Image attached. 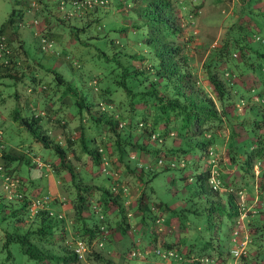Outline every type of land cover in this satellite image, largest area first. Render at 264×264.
<instances>
[{"label":"rangeland","instance_id":"1","mask_svg":"<svg viewBox=\"0 0 264 264\" xmlns=\"http://www.w3.org/2000/svg\"><path fill=\"white\" fill-rule=\"evenodd\" d=\"M171 1L174 18L180 30L176 38L177 41L184 42L183 46H185L188 55V63L193 72V78L196 79L195 83L214 97L212 88L205 76L204 62L213 54L214 50L221 47L225 39L232 43L231 35L241 33L234 30V26L245 30L250 27L256 29L252 18L255 14H257V17L259 14L264 16V0ZM13 5L26 7L27 10L24 12L22 19L16 21L17 24H13L12 29L5 27L1 32L6 39V43L11 46L13 51L11 55L14 60L9 65L12 69L10 72L16 73L15 75L21 72V76L17 78L8 76L0 78V113L5 115L0 127L3 134L2 139H5L7 148L15 145L19 153V158L11 160L6 167L11 170L13 175L28 178V162L31 163L29 160L33 158L36 162L35 166L38 164L44 165L46 172H50L51 176L55 178L58 191L56 193L49 192L47 200L52 199L54 196L61 199V194L66 195V190L61 183L67 180L68 174L66 171L59 169L58 173L60 175L58 174L59 178H57L55 171L51 169L55 156L52 148L43 146L40 141H36L32 133L24 126H14L8 115L13 108L22 114L28 112L29 108L26 103L32 102L31 106L35 110H40L45 106L48 115L43 116L42 124L48 127L49 134L62 143L66 140V133L73 137L66 156L67 162L73 165V168L77 169L78 172L79 170L88 172L87 175L85 174L86 176L82 175V171L80 173L82 177H86L87 181L92 183L101 182L106 186L111 184L112 191H120L123 194L122 203L127 213V220L129 224L133 223L135 225L138 217L135 201L141 189L139 176L135 175L137 170L139 171V165H136L133 171L115 164L110 166V159L114 155L111 153V146L105 144L99 145L103 148L104 155H109L105 157V162L111 168L103 169L92 164L89 156L79 150L78 135L80 128L79 118L73 115L77 110L76 105L72 103L74 97L67 94L62 96L59 101L58 90H62L67 83L76 86L78 95L82 94L87 100L90 99L94 102L95 114L102 112L108 115L110 105L113 102H118L120 108L116 106V113L121 118L118 120V124L126 125V116L122 112L123 105L121 104L122 101H125L124 94L116 90L110 98L112 100L102 99L100 100L102 102H98L95 92L99 91L97 77L100 78L98 84L102 85L108 76L114 74L111 68L116 64L115 59L118 60L119 55L118 52L114 53V51L123 49L132 53L145 54V46L141 42L143 26L137 20L138 26L133 28L131 25V22L136 19V8L129 0H20L19 3L14 0H0V25ZM57 18L62 19L59 25ZM69 25L84 26L83 30L79 31L80 39H78V43L74 41L73 34L68 32L67 26ZM258 27L259 29L255 30L253 35L254 38L264 36V22ZM40 33L44 36L40 37ZM19 38L22 39L21 43L23 44L21 45L24 52L21 46L17 44ZM83 40H85V44L81 45L80 42L84 43ZM109 41H112V43H109ZM254 42L256 43L258 40ZM97 48L103 49L108 58L105 59L98 55ZM231 55L234 56L232 63L240 59L237 50L231 51ZM250 60L258 62V65L256 64L254 68L245 65L243 62L238 65L239 70H243L241 76L243 77L244 88L240 90L242 94H249L252 82L254 83L255 79L262 77L260 71V66L263 65L262 60L255 57H250ZM133 62L139 66L147 63L145 58L140 62L134 59ZM223 65V62L219 63L220 68ZM231 66L228 67L235 72L232 64ZM52 70L62 76V83L57 85L58 90L55 88L57 82L53 78ZM32 75L40 82L39 84H33L34 88L29 83ZM238 78V73L235 72L232 81L242 86L240 78ZM91 79L95 80L96 83L92 84ZM14 91L17 92V99L13 97L12 93ZM235 97L236 95L232 96V102L227 104L222 112L219 111L221 110L219 103L217 101L215 103L220 122L218 125L214 124L210 132L218 137L220 142L214 143V146L212 145L214 148L209 147L210 154L206 158L203 155L193 158L196 155L198 156L199 153L194 145L195 139L193 138H187V142H181V145L186 146L188 149L183 155L179 156L177 161L173 160L172 162L170 158L165 157L162 162L163 165H154L156 164L154 155L152 156L149 151L146 153V151L141 150L140 155L138 153L134 155L140 156L139 161L147 162L149 165L156 167V173L147 183L146 189H148L147 198L149 202L151 204L158 202L160 203L159 206L153 209L154 212L150 216L147 213L145 214L143 218L145 223L142 224L141 228L139 225L138 228L133 229L132 237L124 233L121 236L118 235L116 224L118 217L111 208L105 209V214L111 219V223L107 224V231L111 233L112 240H103L102 246L94 243L87 244L84 254L78 257V264H105L86 256V253L90 251V247L105 256H110L116 264H210L204 261L199 262L197 259L199 257H211L216 261L219 254L222 256L221 259L224 264H232L230 221L224 213H221L219 218L216 216L212 219L214 223L211 227L206 218L207 211L212 208V205L205 199V193H203V196L199 194V185L195 181V173L202 167L204 161L208 162L207 160L210 157L219 164L218 168L220 170L226 171L223 173L222 178L228 184L227 187H235L236 185L240 187V190L237 191L233 187L230 190L233 193V198L242 202L246 207L243 218L241 219L238 216L237 219L243 225L247 224L246 227L253 226L256 228V232L250 233L251 241L248 243L246 229L243 226L239 227L240 235L243 233V248L247 252L249 250L255 251V256H252L251 259L247 255L248 258L245 262L255 261L256 264H264V216H260L264 211V197L257 195L259 190L263 189L260 175L257 174V167L260 169L263 165L264 172V148L261 158L255 159L258 165L256 166L254 162L252 164L253 177H241L238 160L240 155L255 146L254 141L253 143L251 141L257 139V131L264 133V124L258 128L250 122L243 124L241 129L238 126V120L241 118V113L248 102H245L244 98L235 100ZM57 106L61 109L57 112L53 111V108ZM252 112L254 111L252 110ZM81 114L85 133L88 134V131L91 134L97 133L94 130V123L88 119L85 109L81 110ZM254 115L256 118L260 117L259 113ZM56 117L65 118L63 122H60L55 120ZM132 118L133 120L138 119L137 112L132 115ZM159 128L157 126L155 130L159 131ZM231 129L232 134L234 133L233 137L239 139L230 140L226 146V141L232 135ZM98 130H102L101 135L104 134L103 136L107 137L109 132L107 129L105 130L103 124H100V127L98 126ZM132 131L134 134L131 136V140L138 139L140 136L138 131ZM143 136L144 138L140 140L146 142L148 147H160V141H164L163 144L168 147H175L180 143L179 139L176 138L166 140L164 135H159L158 138H152L150 135L149 139L146 133ZM228 146L232 147V154H234L235 159L225 167L224 163L227 161L226 147ZM128 147L130 153H133L136 149L133 146ZM210 148L216 150L215 153ZM73 153L79 154V157L76 158ZM0 162L3 163L1 155ZM130 162L135 164V159L131 158ZM168 163L171 166L167 167L166 164ZM39 169L44 170L42 167H39ZM104 173H107L110 178L107 179ZM80 174L78 173V175ZM41 175V177L32 180L35 185L38 186L39 184L40 189L43 190L42 192H45L46 174ZM183 175H189L190 179H187V176L182 177ZM24 184L31 187L29 183ZM0 187H2L1 179ZM150 188L152 189L149 191ZM0 189L3 192L5 191L3 187ZM30 194L34 198V196H39L40 192L33 189ZM209 194L214 199V210H219L220 200L226 199L225 194L219 196L215 194L213 196V191ZM248 195L253 197L251 204L247 201L251 198ZM69 202H66L64 206L63 203H60L59 209L61 215L64 216V231L66 232L62 231V235L65 243H69L72 237H77L80 230V223L75 220ZM260 205L261 207H258ZM1 206L0 204V209ZM90 206L99 212L101 210L99 205ZM34 212L30 211V213ZM249 214L252 216L249 217ZM154 217L155 220L152 223L151 219ZM13 223L12 217L3 220L0 218V264H34V259L21 251L18 241L9 242L10 256L7 257L6 248L2 245V226L7 225L6 227L11 229ZM21 229V227H18V230ZM78 238H74L70 244L73 245ZM82 239L86 242L85 238ZM162 239L172 243L175 242L169 253L161 245ZM108 249L109 251H107ZM185 252H188L187 259L184 258Z\"/></svg>","mask_w":264,"mask_h":264},{"label":"trees","instance_id":"2","mask_svg":"<svg viewBox=\"0 0 264 264\" xmlns=\"http://www.w3.org/2000/svg\"><path fill=\"white\" fill-rule=\"evenodd\" d=\"M14 1L19 3L20 0ZM129 2L136 8V19L131 22L132 27L138 26L136 20L143 26L141 42L145 46V54L132 53L124 51L123 49L114 51V53H119L118 60L115 59L116 64L111 68L114 74L108 76L102 85L100 83L98 84L100 78L97 77V88L99 91H97V93L95 92L98 102H102L100 101L102 99L112 100L110 98H112V94H114L113 92L116 90L124 94L125 101H122L121 104L123 105L122 112L126 116V125L122 126L118 124V120L121 119L116 113V106L120 108L118 102H113L110 105V113L108 115L102 112L95 114V110L93 109L94 102L90 99L87 100L82 94L78 95L76 86L67 83L62 90H58L57 85L62 83V76L54 70L52 71L53 78L57 82V84H55L56 86H54L59 92V101L62 96L67 94L73 95L74 97L72 103L76 105L77 110L73 115L79 118L80 130L78 145L80 152L88 155L92 164L95 166L97 165V167H102L103 169L115 164L127 168L129 171H133L134 167L139 165V171L137 170L135 175L139 176L141 189L135 201V206L138 210V217L136 216L137 220L135 221V225H133V223L129 224L127 220V213L122 203L123 194H121L120 191H112L111 184L106 186L101 182L92 183L87 181L86 177H82L80 173L82 171V175L86 176L88 172L86 173L85 170H79L78 172L77 169L75 170L73 168V165L67 162L66 156L73 137L66 133V140L63 143L54 139L49 134L48 127L42 124L43 116L48 115L45 106L40 110H35L32 108V102L30 101L31 103H26V106L29 108L28 112L22 114L17 109L13 108L8 115L13 123L16 122L14 126H24L32 133L36 141H40L43 146L52 148L55 156L53 158V164H51V169L55 171L56 176L59 174V169L66 171L68 174L67 180L61 183L66 190V195L61 194V199L54 196L52 199L44 202L42 207L37 208L34 213H30V200L32 195L30 194L31 191L29 188L31 187L24 183H29V185H31V180L28 178L22 179L21 177L13 175L11 170L6 167L11 160L19 158V153L18 150L11 153V146L8 148L6 147L7 145L5 139H2L3 134L0 128V155L3 159V163L0 162L2 166L0 179L5 181V176H9V178L14 180L8 191H4L6 193L0 189V204L2 205L0 209V218L3 220L12 217L14 222L11 229H8L6 227L7 225L2 226V245L6 248L7 257L10 256V251L8 250L9 242L18 241L21 251L33 258L35 261L34 264H78L79 258L77 253L73 251L71 247L73 245L70 244L74 238H85L86 243L90 245L94 243L93 240H95L94 244L98 246H102V241L105 239L112 240L111 233L107 231V224H109V222L111 223V219L108 218L104 212L107 208H111L118 217L116 221L118 235L121 236V234L124 233L132 237L134 232L133 229L136 227L138 228L139 225L141 228L142 224L145 223L143 221L145 214L147 213L148 216H150L154 212L153 209L160 204L158 202H153V204L149 202L147 198L148 189H146L147 183L156 173V167L149 165L147 162L139 161L141 159L140 156L134 155L137 153L140 155L141 150L146 151V153L149 151L152 156L154 155V162L156 163L154 165H163L162 162L165 157L170 158L172 162L173 160L177 161L179 156L183 155L188 149L186 146H182L181 142H187V138H193L195 139L194 145L199 151L198 156L196 155L193 158L200 157L201 155L206 158L209 147L212 145L214 146L216 142H220L218 137L210 132L214 124L218 125L220 122L215 104L216 101L221 108L219 111L222 112L224 107L232 102V96L236 95L235 100L244 98V101L248 103L241 113L238 126L242 129L243 124L252 122L254 126L260 128L264 124V36H257L258 38H254L253 36L255 30L259 29L258 25L264 22L263 15L259 14L257 17V14H255L252 18L256 27L255 30L253 27L245 30L234 26V30L241 33L231 35L232 43L225 39L221 47L214 50L213 54L204 62L205 76L214 93V97H212L201 86L196 85V79L193 78V72L188 63V55L185 46H183L184 42L177 41L176 37L180 33V30L174 18L172 1L129 0ZM26 10V7H17L13 5L5 20L0 25V33L5 27L12 29L14 26L13 24H17L16 21L22 19ZM57 21L59 25L62 19L57 18ZM83 28L84 26H67L68 32L73 34V39L77 43L78 39H80L79 31H82ZM13 32L16 33L15 30H13ZM39 35L40 37L44 36L41 33ZM21 40L22 39L19 38L17 44L21 46L24 52ZM256 40H258V42L255 43L254 41ZM83 42L84 43L80 42V44L84 45L85 40H83ZM110 42L112 43V41H109V43ZM5 45L6 48L9 49V52L2 50L0 53V78L4 76L14 78L20 77L21 72L17 75H15L16 73L13 74L10 72L12 69L9 65L13 63L14 60L11 55L13 51L10 45L7 43ZM97 50L99 51L98 55L105 59L108 58L103 49L97 48ZM233 50H237L240 59L232 63L234 56L231 55V51ZM250 57L262 60L263 65H259L261 67L260 71L262 77L255 79L254 83L252 82V88L250 89L251 91L249 90V94H242L240 90L244 88V81L241 76L243 70H239L238 65L243 62L245 65L254 68L256 64L258 65V62L250 60ZM144 58L147 63L143 66H139L133 62L134 59L140 62V60ZM220 62L224 63L221 68L219 67ZM229 63L233 65L235 72L238 73L242 86L232 81L235 72L229 68L232 67ZM26 67H28V65H26ZM90 82H92V84L96 83L93 79H91ZM29 83L33 85L39 84L40 82L32 75L29 79ZM12 94L13 97L17 99V92L14 91ZM58 106L61 107L60 105ZM58 106L53 108V111L57 112V110L61 109ZM84 109L88 115V119L94 123V130H96L97 133L91 134L89 133L90 131H88V134L85 133L81 114V110ZM252 110L256 113L252 112ZM135 112L138 114V119L133 120L132 115ZM246 113L247 115H245ZM257 113L260 114L259 118H256L254 115ZM64 118L65 117H56L55 120L63 122ZM1 124L2 122L0 121V127ZM100 124H103L105 130L107 129L109 132L107 137H104V134L101 135L102 130H98ZM157 126L160 127L159 131L155 130ZM132 130L138 131L140 135L138 139L131 140V136L134 134ZM257 132V139L251 141V143L254 141L255 146L245 151L244 154L240 155L238 158L241 170L240 175L242 178L246 176L253 177L252 164L262 156L264 133ZM145 133L148 139L150 135L152 138H158L164 135L166 140L169 138H176L179 139L180 143L178 146L168 147L163 144L164 141H160V147H148L146 142L140 140L144 138L143 135ZM233 135L234 133L228 138V141H226V146L229 144L230 140L235 139ZM99 144L111 146V153H113L112 155H114V157L110 159V166L105 162V157L108 154L106 156L104 155V150ZM128 146L136 148L135 151L130 153ZM230 146L226 147L227 161L224 163L225 167L235 159L234 154H232V147ZM210 149L215 153L216 150ZM74 155L76 158L79 157L77 153ZM131 158L135 159V164L130 162ZM29 161H31V163L28 162V167L35 166V159L32 158ZM40 166L39 164L37 165V167ZM166 166H171V164L168 163ZM218 167L219 164L214 160L213 162L204 161L202 167L195 173V181L199 185V194L203 196V193H205V199L212 205V208L207 211L206 218L207 222L211 224V227H213L214 223L212 219L216 216L219 218L221 213L227 216L230 223L233 220L232 224H234L235 217L238 214L236 208L237 204L232 196V191L226 190L224 192H219L216 188L211 187L212 183L210 180L213 183L216 180L219 188H228V184L222 178L224 175L223 173L226 171L224 172ZM77 172L80 175H78ZM104 174L107 179L110 178L107 173ZM258 174L260 177L262 176L260 179L264 189V172L262 171L259 173L258 171ZM185 176L188 177L187 179H190L189 175ZM185 176L183 175L182 177ZM57 178L59 177L57 176ZM117 180H119V178H117ZM231 187H233L234 190L240 188L237 185L235 187L230 186V188ZM151 189L152 188H150L149 191ZM211 191L214 193L213 196H215V194L217 196L223 193L225 194L226 199L220 200V205L221 201H226L227 208H223L221 205L219 210H214V199L212 195L209 194ZM48 194L49 192L45 191L41 192L39 195ZM66 202L71 203L74 218L80 223L78 236L72 237L69 243H65L62 235L65 226L63 222L64 216L59 212L60 205L58 208L56 207V205L60 203L65 204ZM90 205H99L101 208L100 212ZM151 220L153 223L155 217ZM100 226L102 227L100 228ZM18 227L22 229L18 230ZM65 232L66 231H64V233ZM160 243L169 253L172 250L171 246L174 245L175 242L172 243L162 239ZM107 251H109V249ZM185 253L186 255L184 258L188 257V252ZM247 255L249 256L248 252L244 249V252L240 253L235 259L232 256V264L234 262L237 264H249V262H245L248 258ZM86 256L98 260L101 263L116 264L110 256H105L103 253L91 249V247L90 251L86 253ZM221 258L222 256L219 254L216 258L217 262L211 257H199L197 260L210 264H224Z\"/></svg>","mask_w":264,"mask_h":264},{"label":"built area","instance_id":"3","mask_svg":"<svg viewBox=\"0 0 264 264\" xmlns=\"http://www.w3.org/2000/svg\"><path fill=\"white\" fill-rule=\"evenodd\" d=\"M6 39L4 37V35L2 33H0V53L2 52V50L9 52L6 48ZM2 171V166L0 164V174ZM4 182V183H3ZM14 180L9 178V176H5V181H2V187L4 188L5 191H8L9 187L12 186ZM216 182H214V184H212V187L216 186ZM47 197L48 195H42V196H34V198H31L30 200V211H35L37 208L42 207V204L44 202H47ZM100 217V216H99ZM236 222V226L233 227L232 229V237L231 240L234 241V246L230 249V253L232 254V256L234 257V259L240 254L244 252V245H243V241L239 240L238 236H239V232H240V228H239V224L241 223V221H239L238 219L235 221ZM102 226H100L101 228ZM93 242L95 243V240H93ZM99 244V242H98ZM86 245L87 243L82 239V238H78L75 240L72 249L75 253H77V256L80 257L84 254V251L86 249ZM233 264H237L236 262H234Z\"/></svg>","mask_w":264,"mask_h":264},{"label":"crops","instance_id":"4","mask_svg":"<svg viewBox=\"0 0 264 264\" xmlns=\"http://www.w3.org/2000/svg\"><path fill=\"white\" fill-rule=\"evenodd\" d=\"M4 115L2 114V113H0V121L1 122H3L4 121ZM15 124H16V122H14ZM242 137V136H241ZM240 137V138H241ZM235 139H239V138H235ZM11 148L12 149H10V152L11 153H14V152H16L17 151V149H16V146H11ZM40 167H42L44 170L42 171L41 169H39V167H37V166H31V167H29L28 168V179H30L31 180V188H29L30 189V191H32L33 189H35L37 192H42L43 190H41L40 189V187H39V184H38V186L37 185H35L34 184V182H33V180L32 179H37V178H39V177H41L42 175L41 174H43V175H45L46 176V180H47V182H46V188H45V191H47V192H50V193H56L57 191H58V189H57V185H56V181H55V178H53L52 176H51V173L49 172H46V170H45V168L43 167V165H41ZM263 165H261V167H260V169H259V171L260 172H262L263 171ZM261 178V177H260ZM22 179H24V178H22ZM25 181V180H24ZM247 194V193H246ZM258 196L259 195H261V197H264V189H260L259 190V192H258V194H257ZM249 197H251V195H248ZM252 198L253 197H251L250 198V200H247V201H249V203L251 204L252 203ZM59 205L60 204H58V205H56V207L58 208L59 207ZM65 204H63V206H64ZM221 205L223 206V208H227V207H225V205H227V202L226 201H221ZM257 206V205H256ZM255 206V207H256ZM258 207H261V205L260 206H258ZM237 208V207H236ZM226 210V209H225ZM250 216H252L251 214H249V217ZM260 216L261 217H263L264 216V211L260 214ZM232 222H233V220H232ZM232 222L230 223V226L231 227H233V224H232ZM249 223V222H248ZM229 226V227H230ZM243 226V228L244 229H246V231H247V235H248V243L251 241V236H250V233H252V232H256V228L255 227H253V226H249V227H246L247 226V224L246 225H243V223L241 222L240 223V225H239V227L241 228ZM231 229V228H230ZM245 231V232H246ZM238 238H239V240H243V233L240 235V232H239V236H238ZM248 254H249V256L251 257V259H252V256H255V251H250L249 250V252H248ZM244 261V260H243ZM249 264H256V262L255 261H250L249 262Z\"/></svg>","mask_w":264,"mask_h":264},{"label":"clouds","instance_id":"5","mask_svg":"<svg viewBox=\"0 0 264 264\" xmlns=\"http://www.w3.org/2000/svg\"><path fill=\"white\" fill-rule=\"evenodd\" d=\"M210 151L208 150L207 151V155H209L210 153H209ZM208 162H213V160H212V157H210V158H208V160H207ZM255 163V165L257 166L258 165V162L256 161V162H254ZM253 167V166H252ZM257 174H258V171H259V167H257ZM215 180V179H214ZM210 182L212 183V184H214L211 180H210ZM215 182H216V180H215ZM211 187H212V185H211ZM213 188H216L219 192H224V191H226V190H232L230 187H228L227 189H226V187H222V188H219L218 187V184L216 183V186L215 187H213ZM238 190H240V189H238ZM237 191V190H236ZM232 195H233V193H232ZM235 200V203L237 204V210H238V214H237V216L235 217V220H234V224H233V227H235L236 226V220H237V217L238 216H240V218L242 219L243 218V216L245 215V213L243 214V212L246 210V207H244V205H243V203L242 202H240V201H238V200H236V199H234ZM240 225V224H239ZM232 226V225H231ZM233 227H231V232H232V229H233ZM231 242H232V245H231V248L234 246V241H232L231 240ZM230 248V249H231Z\"/></svg>","mask_w":264,"mask_h":264}]
</instances>
